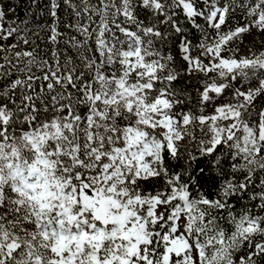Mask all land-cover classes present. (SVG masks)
I'll use <instances>...</instances> for the list:
<instances>
[{"label":"snow or ice","instance_id":"1","mask_svg":"<svg viewBox=\"0 0 264 264\" xmlns=\"http://www.w3.org/2000/svg\"><path fill=\"white\" fill-rule=\"evenodd\" d=\"M0 264H264V0H0Z\"/></svg>","mask_w":264,"mask_h":264}]
</instances>
